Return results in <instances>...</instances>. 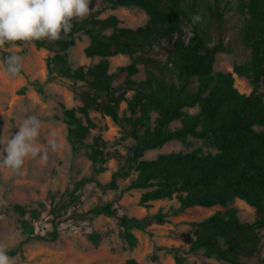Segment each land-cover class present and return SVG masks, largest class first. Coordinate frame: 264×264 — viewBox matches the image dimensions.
Listing matches in <instances>:
<instances>
[{
    "label": "trees",
    "instance_id": "trees-1",
    "mask_svg": "<svg viewBox=\"0 0 264 264\" xmlns=\"http://www.w3.org/2000/svg\"><path fill=\"white\" fill-rule=\"evenodd\" d=\"M134 6L147 13L143 25H121L116 14L101 16L107 9ZM238 9L245 15L239 33L243 44L250 49L248 60L234 63L233 71H214L216 55L229 52L223 41L214 42L209 33L193 22V14L207 16L221 27L224 20L223 0H205L202 11L198 0H91L90 13L83 20L74 19L68 34L62 39L34 41L38 47L55 44L57 51L47 57L49 74L71 80H82L88 90L83 91L84 105L63 110L67 139L74 151L84 143V131L95 126L88 109L96 108L108 115L133 140L127 147L125 160L101 183L97 177L105 170L107 159L105 142L93 138L87 156L93 168L90 175L78 179L72 188L61 193L55 202L37 200L30 205L14 203L22 242L31 239L56 240L60 226L70 219L90 220L95 215H115L116 199L97 203L84 211L82 190L95 183L102 188L117 190L118 180L130 177L120 188L124 192L143 189L139 203L148 205L154 199L171 198L177 194L179 205L157 210L143 217L118 216L128 241L135 239L132 229H145L151 223H163L189 207L220 205L211 215L193 222L192 230L184 237L187 253H201L205 257L236 264L241 257L257 255L252 264H264V254L257 253L264 229V0H237ZM190 24V31L183 24ZM110 29V32L106 30ZM80 34L89 37L84 51L89 57H99L96 63L73 67L67 50ZM167 42L165 58L149 52L161 42ZM16 44L21 42L17 41ZM127 54L132 62L109 71V58ZM144 64L145 78L133 76ZM233 72L247 78L253 86L245 93L234 85ZM122 76L119 87L114 81ZM194 80L195 86L191 87ZM262 88V90H261ZM133 91L130 96L126 91ZM97 93L107 99L98 100ZM127 106L122 115L119 103ZM189 108H197L189 111ZM81 113V116L77 114ZM83 117L86 124L83 123ZM179 124L171 126L173 122ZM200 138L215 152L202 147L192 150L161 152L154 158H144L147 150L161 147L168 141L185 142L188 137ZM135 173V174H134ZM244 200L256 209L253 221L240 219L238 209L229 204ZM46 217L50 228L36 231V222ZM90 237L96 240L97 234ZM8 255H18L20 245L6 248ZM182 264L184 255L175 256ZM125 264H139L128 258Z\"/></svg>",
    "mask_w": 264,
    "mask_h": 264
},
{
    "label": "rangeland",
    "instance_id": "rangeland-1",
    "mask_svg": "<svg viewBox=\"0 0 264 264\" xmlns=\"http://www.w3.org/2000/svg\"><path fill=\"white\" fill-rule=\"evenodd\" d=\"M205 0H198L199 9ZM224 20L221 27L207 16L193 14L199 17L201 30L209 33L214 42L223 41L230 48L229 52L216 55L214 71H233L234 63L248 60L250 49L240 37L239 29L245 15L238 9L237 0H223ZM116 14L121 25L137 27L147 21V13L139 7L118 6L107 9L101 16ZM183 28L190 31V24L185 22ZM108 29L106 32H110ZM89 43L86 34H80L75 44L67 50L68 58L73 67L96 63L99 57H89L84 49ZM167 42H161L150 50L149 54L165 58ZM54 44L38 47L35 42H21L15 45H5L0 49V143L6 142L18 129L19 124L29 115L36 116L40 121L39 136L35 144L41 155L46 151L47 159L41 155L35 158L25 157V162L18 172L4 167L0 158V245L11 248L20 245L21 253L9 255L13 264H125L128 258H134L139 264H177L175 256L184 255L182 264H233L208 258L201 253H187L188 243L184 237L193 228V222L201 220L217 209L225 207L193 206L180 214L169 216L163 223H151L145 229H132L135 239L128 241L123 226L119 224L118 216L143 217L147 214L163 211L179 205L177 194L171 198L154 199L148 205L139 203L143 189L124 192L117 197L120 188L128 183L130 177L120 178L117 190L102 188L95 183L88 184L82 190V204L84 211L97 203L116 199L115 215L98 214L90 220L70 219L60 226V235L56 240L31 239L22 242L24 234L20 228L17 213L13 209L14 203L30 205L37 200L49 203L50 195H55V202L60 200L61 193L70 189L83 176L92 173L93 164L87 156L88 144L98 137L99 142H105L104 152L107 159L103 166L105 170L97 177L101 183L110 180L112 172L125 160L127 147L133 142L124 132L123 126L115 123L108 115L96 108H89L88 115L95 122L94 127L84 131V143L74 151L67 139V127L62 115L66 108H78L86 102L83 91L88 90L82 80H71L59 75L52 77L48 72L47 57L57 51ZM10 54L23 57L21 72L11 76L6 72L4 61ZM127 54H118L109 58V71H116L119 66L132 62ZM139 71L133 77L136 80L145 78L144 64H139ZM234 85L239 91L249 93L253 86L246 77L233 72ZM123 77H118L114 84L116 93L122 91L119 87ZM194 80L191 87L195 86ZM262 90V88H261ZM133 91L127 90L130 96ZM98 100L107 99L105 93H97ZM126 102L119 103L122 115L126 109ZM197 108H189L196 111ZM81 116L80 112H77ZM83 123L86 119L83 117ZM179 124L175 121L171 126ZM55 141L56 148L50 146ZM202 147L204 151L215 152L216 148L209 146L203 139L188 137L185 142L171 140L161 147L147 150L143 157L154 158L161 152L178 150H192ZM135 174V173H134ZM229 206H235L243 221H253L257 217L256 209L244 200L235 198ZM50 228L46 217L36 222V231L45 233ZM91 233L97 234L93 240ZM261 242L257 246V253L264 254V229ZM257 255L243 256L236 264H252Z\"/></svg>",
    "mask_w": 264,
    "mask_h": 264
},
{
    "label": "clouds",
    "instance_id": "clouds-1",
    "mask_svg": "<svg viewBox=\"0 0 264 264\" xmlns=\"http://www.w3.org/2000/svg\"><path fill=\"white\" fill-rule=\"evenodd\" d=\"M91 0H0V49L15 42H33L47 39H62V33L68 34L74 19L83 20L90 13ZM199 17H194L197 22ZM4 64L6 72L11 76L18 75L22 70L23 57L10 54ZM40 121L36 116H27L17 127V131L6 141L0 143L2 165L18 172L25 157L35 158L41 155L35 141L39 136ZM55 149V141H50ZM47 159V152L41 155ZM0 264H13L6 251L0 245Z\"/></svg>",
    "mask_w": 264,
    "mask_h": 264
}]
</instances>
